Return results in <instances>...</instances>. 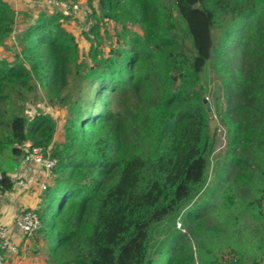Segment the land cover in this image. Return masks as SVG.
Returning <instances> with one entry per match:
<instances>
[{
	"label": "trees",
	"instance_id": "16d2710c",
	"mask_svg": "<svg viewBox=\"0 0 264 264\" xmlns=\"http://www.w3.org/2000/svg\"><path fill=\"white\" fill-rule=\"evenodd\" d=\"M93 1L90 62L67 17L47 11L22 32L14 60H0V206L28 144L50 148L58 163L36 209L47 264L264 263V0ZM16 19L0 0V47ZM105 20L121 25L107 54ZM212 60L226 102L215 107L228 129L225 161L209 197L186 212L188 234L156 260V225L208 183ZM40 92L67 109L59 143L50 113H26Z\"/></svg>",
	"mask_w": 264,
	"mask_h": 264
},
{
	"label": "rangeland",
	"instance_id": "374dc122",
	"mask_svg": "<svg viewBox=\"0 0 264 264\" xmlns=\"http://www.w3.org/2000/svg\"><path fill=\"white\" fill-rule=\"evenodd\" d=\"M78 3L82 5L83 9L89 8L93 10L92 7L88 4L87 0H78ZM93 4L97 8L98 0H94ZM45 9L39 11L37 15L42 11H47ZM24 16H26L24 18L26 19L28 16L30 17L31 15L25 14ZM85 19L86 18L83 17V14H81L70 20H63V24L68 31L72 32L75 35L78 41L81 56L80 61L90 62L89 52L91 45L94 43L95 35L93 33V35H91V33L88 32V25H86L87 22ZM91 20L93 21V18H91ZM24 23L25 21H18L17 25H15L12 35L7 39L5 45L1 47L2 49L0 50V60L7 59L8 61H13L16 54L21 51L19 37L22 32L29 26V23L23 25ZM132 28L134 30L142 32L140 27L137 25L133 26ZM120 30L121 25H119L115 21L105 20L101 22L99 36L102 42L100 45L101 49H103L105 54L108 53L111 46L115 45L117 32ZM214 63L215 62L213 60L210 61L207 64L204 72V86L206 89V97L208 98L212 107V111L210 112L211 128L212 132L215 134L217 139V147L213 154L210 156V170L208 183L206 184L204 190L185 209H183L180 214L175 217H169L161 224L156 225L152 232L151 248V256L153 259L156 260L159 259L160 252L171 238L175 237L176 235H179L180 232L188 234V216H186V212L200 205L209 197L211 190L213 189V185L215 184V181L218 178L220 168L225 161L228 129L216 114L215 107L219 100L220 107L224 109L226 102L224 98L221 77L216 72ZM43 94V92H40L36 96L30 94L31 100L27 104L26 113L28 115H34L37 110H43L47 113H50L57 122V129L54 137V142L59 143L64 140L63 125L66 120L67 109L58 103L56 105H50L48 103V99L43 96ZM29 146L30 144H28L26 149L29 148ZM210 221H214V219L210 217ZM179 223H181V226H179ZM36 235L38 234H35V236Z\"/></svg>",
	"mask_w": 264,
	"mask_h": 264
},
{
	"label": "built area",
	"instance_id": "2783aa9c",
	"mask_svg": "<svg viewBox=\"0 0 264 264\" xmlns=\"http://www.w3.org/2000/svg\"><path fill=\"white\" fill-rule=\"evenodd\" d=\"M42 2V10L46 8L45 10L49 13H60L69 20L83 14V17L86 18V25H88V32L93 35L91 29L94 21L90 18L93 10L83 9L78 1L72 0H42ZM57 163L58 160L52 156L50 148L44 149L30 145L27 148V154L21 160L20 168L13 174L14 188L16 187L21 192H27L32 184H36L43 192L53 181ZM41 226V219L36 209L29 207L21 209L16 218V227L23 236H34ZM18 252L19 246L15 240L13 229L0 222V264H11L10 255Z\"/></svg>",
	"mask_w": 264,
	"mask_h": 264
},
{
	"label": "crops",
	"instance_id": "0c3cea01",
	"mask_svg": "<svg viewBox=\"0 0 264 264\" xmlns=\"http://www.w3.org/2000/svg\"><path fill=\"white\" fill-rule=\"evenodd\" d=\"M16 10L18 21L28 24L33 21L42 10V0H5ZM25 14L31 15L29 18ZM2 48L0 47V50ZM16 173V172H15ZM41 190L38 185L32 184L29 191H19L16 187L2 198L0 206V222L13 229L15 240L19 246V252L10 255L11 264H47L43 254L44 240L39 235L31 237L23 236L16 227V218L23 207L37 209L41 201Z\"/></svg>",
	"mask_w": 264,
	"mask_h": 264
},
{
	"label": "water",
	"instance_id": "95a60500",
	"mask_svg": "<svg viewBox=\"0 0 264 264\" xmlns=\"http://www.w3.org/2000/svg\"><path fill=\"white\" fill-rule=\"evenodd\" d=\"M204 103L206 104L207 110H208L209 112H211V111H212L211 103L209 102V100H208L207 97L204 98ZM21 160H22V159H20V161H21Z\"/></svg>",
	"mask_w": 264,
	"mask_h": 264
}]
</instances>
